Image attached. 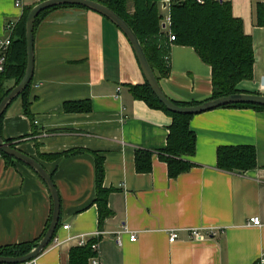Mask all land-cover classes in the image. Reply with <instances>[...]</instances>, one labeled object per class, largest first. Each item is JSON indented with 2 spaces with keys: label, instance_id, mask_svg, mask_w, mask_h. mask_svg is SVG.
I'll use <instances>...</instances> for the list:
<instances>
[{
  "label": "crops",
  "instance_id": "obj_1",
  "mask_svg": "<svg viewBox=\"0 0 264 264\" xmlns=\"http://www.w3.org/2000/svg\"><path fill=\"white\" fill-rule=\"evenodd\" d=\"M223 1L252 37V81L238 88L264 94V28L255 19L264 0ZM36 4L0 0V38L8 34L6 23L17 24ZM33 41L31 117L15 101L0 134L43 166L60 200L59 226L34 259L38 264H67L69 250L83 236L99 238V264H258L264 254V110L220 108L193 116L195 154L186 159L191 168L170 178L157 151L166 146L171 119L129 93V86L145 81L122 33L93 11L62 8L36 25ZM169 52L170 73L159 82L164 95L179 103L208 101L210 66L189 47L171 45ZM79 101L91 103L90 113L63 112L66 102ZM225 146L252 147L255 168L219 169L216 151ZM138 150L153 154L149 173L136 172ZM66 152L74 154L61 155ZM52 155L58 157L43 158ZM96 156L103 159V187L110 190L107 207L113 213L102 228L94 205ZM51 212L40 177L0 157V248L40 240ZM256 216L261 226L249 225ZM132 233L135 241L129 240Z\"/></svg>",
  "mask_w": 264,
  "mask_h": 264
},
{
  "label": "trees",
  "instance_id": "obj_2",
  "mask_svg": "<svg viewBox=\"0 0 264 264\" xmlns=\"http://www.w3.org/2000/svg\"><path fill=\"white\" fill-rule=\"evenodd\" d=\"M104 7L112 10L131 28L139 39L143 53L149 67L158 82L168 77L170 73L169 55L171 45L185 46L191 48L201 62L211 68V97L215 99L227 95L247 93L238 88L242 82H250L253 77L254 50L252 37L243 32V22L232 16V7L229 2L213 3L210 1L199 5L195 0H169L168 8L171 26L168 31L162 29L163 11L161 9L164 0H94ZM131 5L129 9L128 6ZM255 19L259 27L264 28V4H257ZM62 8H80L62 5L42 11L36 18L34 27L51 10ZM31 8L25 9L19 22L11 35V44L6 53L4 72L0 74V102L20 82L26 65V41L25 20ZM86 10V9H84ZM88 11V10H87ZM168 33L174 38L169 41ZM29 86L13 101L20 100L23 114L31 117L29 113ZM129 93L136 100L143 101L149 109L160 110L167 114L170 119V126L166 137V146L157 151L159 158L166 164L168 176L176 178L178 175L190 170V163L186 160L195 154L196 138L190 130L189 121L192 115L175 114L166 110L158 101L156 96L145 82L142 85L129 86ZM176 106H195L199 104L187 102H175ZM12 102V103H13ZM11 103V104H12ZM10 104V105H11ZM9 105V106H10ZM8 106V107H9ZM7 107V108H8ZM224 108H250L264 110V107L257 105H227ZM7 110V109H6ZM0 118L1 121L4 113ZM91 103L89 101L66 102L63 105L65 113H90ZM1 132V129H0ZM15 148V144L9 140L5 141ZM217 166L223 171L244 172L255 168V151L252 147H220L217 149ZM74 153L61 154L66 156ZM136 172L149 173L153 154L147 151L135 153ZM6 163L16 161L0 153ZM57 155L44 156L45 159H52ZM18 162V161H16ZM20 163V162H18ZM22 164V163H20ZM23 165V164H22ZM95 201L98 213V227L102 228L103 223L113 216L112 211L107 207L110 190L103 187L104 169L103 159L95 157ZM51 176V175H50ZM51 217L45 227L48 230ZM59 226V222L57 227ZM41 238V237H40ZM99 238H91L83 247H73L69 250L67 264H88L89 260L95 257L93 246L97 245ZM39 240L11 247L0 248L1 257H21L36 247Z\"/></svg>",
  "mask_w": 264,
  "mask_h": 264
},
{
  "label": "water",
  "instance_id": "obj_3",
  "mask_svg": "<svg viewBox=\"0 0 264 264\" xmlns=\"http://www.w3.org/2000/svg\"><path fill=\"white\" fill-rule=\"evenodd\" d=\"M62 5H68L77 7L80 6L88 11H93L103 17L105 20H108L111 24H113L122 35L127 39L132 52L135 55V59L137 61L138 67H140L142 76L144 81L147 83L150 91H152L153 95L156 96L158 101L162 104V106L175 114H184V115H192L201 114L205 112H210V110L220 109L227 105H257L264 107V95L260 93H238L227 95L220 98L209 99L208 101L201 102L196 104L195 106H176L168 97L164 95L162 88L159 82L156 80L154 73L149 67L148 62L146 60L145 53H143L142 47L140 45L139 39L133 33L131 28L126 24L121 18H119L112 10L107 7L102 6L98 2L94 0H44L31 8L27 18L25 20V35L24 39L26 41V65L25 72L20 80V82L11 89L7 95L0 102V118L3 115V112L7 109V107L29 86L33 77V66H34V23L36 18L39 16L42 11L48 10L49 8L58 7ZM164 6V4H163ZM164 29V25L162 26ZM262 87H264V79L261 82ZM0 153L5 156H9L14 158L16 161L26 165L32 171H34L37 176L43 181L44 185H46L48 192L50 194V198L52 200V216L51 221L48 226V230L39 240L38 244L34 249L25 254V256L21 257H1L0 256V264H25L26 262L32 261L36 259L51 243L53 236L57 230V225L59 222V208H60V200L58 199L57 190L55 185L52 182L50 174L45 171L43 166L33 159L29 157L25 153L20 152L18 149L13 148L10 143H6L0 134Z\"/></svg>",
  "mask_w": 264,
  "mask_h": 264
},
{
  "label": "built area",
  "instance_id": "obj_4",
  "mask_svg": "<svg viewBox=\"0 0 264 264\" xmlns=\"http://www.w3.org/2000/svg\"><path fill=\"white\" fill-rule=\"evenodd\" d=\"M44 0H37V3H40ZM197 4L199 5H203L205 2L207 1H210V2H213V3H221L223 0H195ZM168 3H169V0H164L163 1V4L164 6L162 5L161 9L162 11H166V15L163 16L162 18V26L164 25V30L168 31L170 26H171V23H170V15H169V8H168ZM17 8H19L20 6V3L19 2H16V5H15ZM15 26V23H12V22H8L5 24V30L6 32L8 33L5 38H0V74H2L4 72V67H5V63H6V53L9 49V46L11 44L10 40H11V35H12V32L14 30V27ZM168 37H169V41L170 42H174L175 38L170 34L168 33ZM170 55V54H169ZM169 55L165 56V60L168 61L169 60ZM262 88V91L264 93V87H261ZM117 92L119 93L120 92V89H117ZM264 95V94H263ZM249 225H252L254 227L256 226H261V223H260V219L259 217H254V218H251L249 219L248 221ZM62 228L64 230H67V226H62ZM100 233H97L95 235V237H97ZM194 237L197 238L198 235L196 233H193ZM177 238V235L172 233L170 234L169 236V240L171 242H174L175 239ZM89 239H86L85 236L81 237L79 240H78V246L79 247H83V245H85L87 243ZM129 240L130 241H135L136 240V235L134 233L130 234L129 235ZM54 242L59 245L61 244L60 242H58V240L54 239ZM93 251L97 252V245H94L93 246ZM25 264H38L36 262V260H32V261H29V262H26ZM90 264H99V259L98 257L95 255V257L91 258L90 259ZM258 264H264V254L260 257V259L258 260Z\"/></svg>",
  "mask_w": 264,
  "mask_h": 264
},
{
  "label": "rangeland",
  "instance_id": "obj_5",
  "mask_svg": "<svg viewBox=\"0 0 264 264\" xmlns=\"http://www.w3.org/2000/svg\"><path fill=\"white\" fill-rule=\"evenodd\" d=\"M128 8L130 9L131 8V5H129ZM163 15H166V12H163ZM13 104H14V102H13Z\"/></svg>",
  "mask_w": 264,
  "mask_h": 264
}]
</instances>
